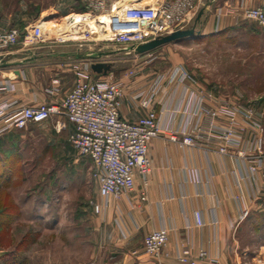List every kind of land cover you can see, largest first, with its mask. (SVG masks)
I'll list each match as a JSON object with an SVG mask.
<instances>
[{
  "label": "crops",
  "instance_id": "1",
  "mask_svg": "<svg viewBox=\"0 0 264 264\" xmlns=\"http://www.w3.org/2000/svg\"><path fill=\"white\" fill-rule=\"evenodd\" d=\"M147 1L149 3L145 5L162 0ZM218 2L199 0L198 12L206 9L199 24V37L220 33L237 24L232 15L216 14ZM261 2L264 5V0ZM23 14L20 9L10 16H0V30L18 28L23 32L25 29L21 27L26 20ZM52 44L16 45L0 54V85H13L12 90L0 91V106L11 101L17 102L15 106L63 102L76 81L74 65L88 61L80 58L78 53L90 50L82 49L83 45L73 50L68 45ZM96 61L110 63L108 74L114 80L124 82L120 115L127 121H135L151 109L158 113L166 108L176 109L187 88L211 94L215 100L225 99L177 63L162 71L151 59H134L121 66L117 61L98 58ZM178 67H183L192 79L172 83L166 80L152 105L143 107V98L136 96L150 92L159 75L171 74ZM132 69L139 73L136 78L127 77ZM53 88L57 90L49 92ZM207 103L214 106V100ZM168 115H162L164 124ZM182 122L183 116L177 115L175 128ZM220 122L226 124V119ZM4 127L0 120V142H9L2 136L16 128L2 131ZM68 128L73 130L71 124ZM258 135L247 129L239 151L248 153V146ZM230 153H219L216 143L183 145L171 141L167 134L151 140L148 149L151 171L146 185L144 177L137 174L135 188L128 194L102 198L97 190L99 201L96 203L101 210L96 212L93 206L89 208V241L94 254L90 255L88 264H183L178 255L184 250H188L189 257L198 264H264V239L258 240L255 236L260 228H264V181L258 175H250L248 158L238 156L235 150ZM196 211L202 214L203 226L195 223ZM161 228H167L169 232L163 254L159 257L145 255L144 237ZM98 248L104 251L103 257L102 254L97 257ZM202 251L207 256L200 257ZM8 254L0 249V264L3 256V259L8 258L3 264H13L15 256Z\"/></svg>",
  "mask_w": 264,
  "mask_h": 264
},
{
  "label": "rangeland",
  "instance_id": "2",
  "mask_svg": "<svg viewBox=\"0 0 264 264\" xmlns=\"http://www.w3.org/2000/svg\"><path fill=\"white\" fill-rule=\"evenodd\" d=\"M237 1L219 0L218 4ZM244 2L248 6L263 3ZM20 9L26 16L21 28L44 25L48 44L68 45L73 50L83 45L82 49L101 53L99 60L117 61L120 66L134 59H151L163 71L177 63L226 101L255 106L264 113V28L255 20L235 18L237 24L225 31L178 40L140 56L134 48L101 37L88 35L81 41L88 31L83 23L69 32H58L55 27L60 29L67 17L86 14L81 0H0V16ZM59 120H66L65 115L13 129L2 136L9 142H0V210L6 215L1 217L0 249L15 256L13 264H88L94 254L88 216L93 202L99 201L98 186L89 158L73 146L69 128L58 129ZM255 236L264 239V228ZM103 253L98 248L96 255L103 257Z\"/></svg>",
  "mask_w": 264,
  "mask_h": 264
},
{
  "label": "built area",
  "instance_id": "3",
  "mask_svg": "<svg viewBox=\"0 0 264 264\" xmlns=\"http://www.w3.org/2000/svg\"><path fill=\"white\" fill-rule=\"evenodd\" d=\"M121 1L81 0L87 10L85 15L108 14L106 29L113 35L111 42L128 49L193 24L199 5V0H162L152 5H138L134 0ZM216 14L252 19L264 28V5L248 6L244 0H240L235 4L218 7ZM88 35L90 33L86 31L80 40L84 41ZM46 41L40 23L23 32L18 28L3 29L0 30V54L16 45L37 46L47 43ZM92 63L88 60L74 65V87L60 104L52 101L15 106L16 101L4 102L0 106V120L5 124L2 131L24 129L52 116L65 115L66 120H59L57 127L63 130L69 124L73 126L70 141L81 156L91 160V175L102 198L119 197L132 192L137 174L143 176L145 185L147 184V176L151 171L149 143L163 134H167L171 141L187 146L216 143L221 154H231L235 150L238 156L249 159L250 175H258L264 181V136L261 133L264 114L258 107L248 108L225 99L215 100L211 94L187 88L176 109L170 111L166 108L161 113L151 109L145 116L127 121L120 115L124 82L114 80L109 74L94 73ZM138 74L132 69L127 77L136 78ZM186 79H192V76L183 67H178L171 74L159 75L150 92L138 94L136 98L142 97V106L148 108L155 95L163 89L166 80L172 83ZM8 89L12 90L13 85H0V91ZM55 90L57 89L53 88L49 92L53 93ZM208 100H214V106L208 105ZM13 106L15 107L12 108ZM165 113L170 115L164 124L162 115ZM179 114L183 116V122L175 128ZM223 118L226 119V124L220 122ZM247 129L254 130L259 135L248 146V153H242L239 149ZM142 200H145V196H142ZM92 205L96 212H100L99 204L93 202ZM194 216L196 225L203 226L202 214L196 211ZM168 240L167 228L146 235L143 241L144 254L159 257ZM178 256L183 264H198L189 257L188 250ZM205 256L207 253L202 251L200 257Z\"/></svg>",
  "mask_w": 264,
  "mask_h": 264
},
{
  "label": "water",
  "instance_id": "4",
  "mask_svg": "<svg viewBox=\"0 0 264 264\" xmlns=\"http://www.w3.org/2000/svg\"><path fill=\"white\" fill-rule=\"evenodd\" d=\"M210 3L209 5H211ZM206 9L203 8L201 9L193 22V24L189 25L186 28L179 29L171 34L165 35L158 37L156 39H153L151 41H148L143 44H139L134 48V53L137 55L141 54H147L161 46L167 45L169 43L186 39V38H192V37H197L200 35L201 31L197 30V26L201 23L202 17L205 14ZM80 58H84L87 60H93L94 62L91 65V68L94 73L96 74H102L106 75L111 71V64L107 62H99L96 61L99 56H101V53L95 54L94 52L88 51V52H79L78 53Z\"/></svg>",
  "mask_w": 264,
  "mask_h": 264
},
{
  "label": "bare ground",
  "instance_id": "5",
  "mask_svg": "<svg viewBox=\"0 0 264 264\" xmlns=\"http://www.w3.org/2000/svg\"><path fill=\"white\" fill-rule=\"evenodd\" d=\"M125 1H127V0H125ZM129 1H133V0H129ZM134 1L139 2L140 5H145V4L149 3L147 0H142V1L134 0ZM108 21H109L108 14H101V15H97V16L75 14V15H71L65 19V22H64L63 26L61 27L62 29L60 28L61 30L58 27H55V28L58 32H61V31L69 32L72 27L75 28L78 25L83 23L87 27V29H88L87 32H89L91 36L97 37V38L101 37L103 41L111 42V41H113V35L111 33H109L108 30L106 29ZM42 26H44V25H42Z\"/></svg>",
  "mask_w": 264,
  "mask_h": 264
},
{
  "label": "trees",
  "instance_id": "6",
  "mask_svg": "<svg viewBox=\"0 0 264 264\" xmlns=\"http://www.w3.org/2000/svg\"><path fill=\"white\" fill-rule=\"evenodd\" d=\"M1 217L2 218H5L6 217V215L4 214V212H2V210H0V223H1V219H2Z\"/></svg>",
  "mask_w": 264,
  "mask_h": 264
}]
</instances>
